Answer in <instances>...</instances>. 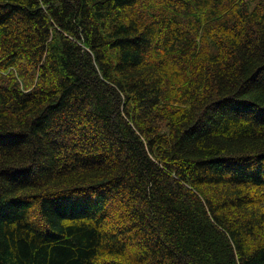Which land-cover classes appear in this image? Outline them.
Segmentation results:
<instances>
[{"label":"trees","instance_id":"1","mask_svg":"<svg viewBox=\"0 0 264 264\" xmlns=\"http://www.w3.org/2000/svg\"><path fill=\"white\" fill-rule=\"evenodd\" d=\"M0 264H264V0H0Z\"/></svg>","mask_w":264,"mask_h":264}]
</instances>
